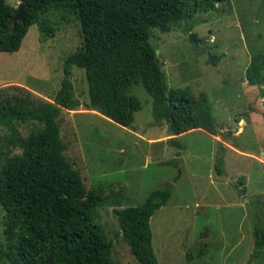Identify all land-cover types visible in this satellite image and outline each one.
Wrapping results in <instances>:
<instances>
[{
  "label": "rangeland",
  "instance_id": "1",
  "mask_svg": "<svg viewBox=\"0 0 264 264\" xmlns=\"http://www.w3.org/2000/svg\"><path fill=\"white\" fill-rule=\"evenodd\" d=\"M17 8L19 0H6ZM186 16L168 32L152 29L167 91L202 94L216 126L171 135L156 121L152 98L141 82L128 93L141 108L121 126L87 108L85 70L72 66L79 101L58 117L64 156L87 190L97 192L96 219L112 244L113 264H139L124 240L115 209L141 205L170 184L171 195L149 219L158 264H264L254 225L264 230V86L244 82L253 53H264V0H186ZM51 28V31H46ZM194 33L200 45L190 40ZM82 45L79 21L68 8L49 7L28 28L17 52H0V88L15 86L52 102L65 58ZM214 57L216 64L208 63ZM38 124L19 123L22 135ZM0 127V165L19 153ZM179 143L180 146H176ZM235 148V149H234ZM222 158V172L215 164ZM175 161V162H168ZM0 205V250L4 248Z\"/></svg>",
  "mask_w": 264,
  "mask_h": 264
},
{
  "label": "trees",
  "instance_id": "2",
  "mask_svg": "<svg viewBox=\"0 0 264 264\" xmlns=\"http://www.w3.org/2000/svg\"><path fill=\"white\" fill-rule=\"evenodd\" d=\"M24 22L11 25L16 8L0 0V52H17L28 28L49 7L70 9L80 25L82 45L63 63V77L52 102L40 100L25 88H0V127L7 146L21 151L0 165V205L4 210L5 244L0 264H113L111 249L94 208L100 198L87 190L77 170L64 156L58 117L61 109H75L71 68L85 70L89 103L114 123L129 126L141 108L128 93L141 82L152 98L156 121L165 120L171 135L193 129L211 134L216 126L204 95L196 100L187 90L167 91L152 29L168 32L186 16V0H19ZM224 2L228 0H213ZM51 31V28H46ZM190 40L200 45L194 33ZM208 63L215 65L211 57ZM250 85L264 86V53H253L245 69ZM38 124L27 135L19 123ZM180 146L179 143H175ZM175 162V161H168ZM222 158L215 164L222 172ZM171 195L170 184L152 191L143 204L115 209L122 237L139 264H158L152 248L149 219ZM255 247L264 244V230L254 225Z\"/></svg>",
  "mask_w": 264,
  "mask_h": 264
},
{
  "label": "water",
  "instance_id": "3",
  "mask_svg": "<svg viewBox=\"0 0 264 264\" xmlns=\"http://www.w3.org/2000/svg\"><path fill=\"white\" fill-rule=\"evenodd\" d=\"M24 11H25V4L24 2L20 1L10 24L14 25L15 22L19 20L24 22Z\"/></svg>",
  "mask_w": 264,
  "mask_h": 264
},
{
  "label": "crops",
  "instance_id": "4",
  "mask_svg": "<svg viewBox=\"0 0 264 264\" xmlns=\"http://www.w3.org/2000/svg\"><path fill=\"white\" fill-rule=\"evenodd\" d=\"M245 81L244 82H246L247 84H248V82H247V80L246 79H244ZM235 149V148H234Z\"/></svg>",
  "mask_w": 264,
  "mask_h": 264
}]
</instances>
